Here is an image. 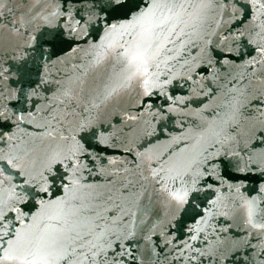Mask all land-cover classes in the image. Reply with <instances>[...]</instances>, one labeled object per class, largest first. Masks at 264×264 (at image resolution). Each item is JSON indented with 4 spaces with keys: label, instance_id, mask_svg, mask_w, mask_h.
<instances>
[{
    "label": "snow or ice",
    "instance_id": "obj_1",
    "mask_svg": "<svg viewBox=\"0 0 264 264\" xmlns=\"http://www.w3.org/2000/svg\"><path fill=\"white\" fill-rule=\"evenodd\" d=\"M9 2L0 0V37ZM20 2L46 6L30 8L11 22L9 35L16 43L10 59L15 74L19 79L32 78L28 63L31 51L39 76L33 86L23 90L31 108L19 114L9 112L4 103L3 82L13 69L4 67L0 39V264H140L126 247L136 232L134 221L129 228V216L123 208L133 201L139 204L148 196L149 188L180 212L201 184L211 189L217 183L223 188L225 179L235 180L237 183L228 190L240 193L253 169L264 177V150L255 153L247 143L252 134L264 137V0H246V7L241 0ZM34 27L47 29L38 49ZM90 29L102 33L94 43L87 39ZM78 38L86 47H81ZM63 44H68V49L60 48ZM189 47H194L198 56L181 65L184 74L180 78L189 82L191 95H168L166 89L180 75L174 72L183 59L179 53ZM57 48L70 50L69 54L85 52L91 66L113 65L97 97L99 103L90 102L92 108L99 110L135 92L131 98L138 99L137 110L143 116L144 111H151L150 101L157 92L166 95L168 112L180 118L184 126L183 117L189 115L184 110L203 94L207 99L217 98L210 113L214 119H201L195 129L183 132L179 150L148 148L138 152L133 168L115 159L107 160L105 166L91 167L99 163L97 157L75 134L67 133L69 127L84 131L95 122L91 108L82 106L84 87L80 79H50L48 69L53 57H59ZM208 79L216 87L205 91ZM42 85L55 88L41 91ZM47 91L53 95L45 96ZM15 96V90L9 93L10 99ZM249 106L253 108L246 114L252 119L245 120ZM203 112L196 115L202 117ZM25 122L38 125L49 140L42 156L34 157L27 145L21 147L15 132L9 131L6 138V124L11 129ZM93 135L98 144L107 146L103 131L96 129ZM225 169L233 175L225 178ZM86 171L89 176L102 174L105 183H89ZM256 191V196L241 194L228 200L232 204L229 209L217 189L215 198L196 212L192 226L187 227L190 239H197L217 216L239 215L247 227L245 238L233 242L237 249L233 257L242 247L245 255L241 264H264V196L259 195L264 194V181ZM215 232L213 229L214 236ZM205 242L206 258L213 261L215 257L216 264L223 256L225 242L219 236L214 241L206 236ZM185 244L191 246L187 241ZM200 255L205 258L204 252Z\"/></svg>",
    "mask_w": 264,
    "mask_h": 264
}]
</instances>
